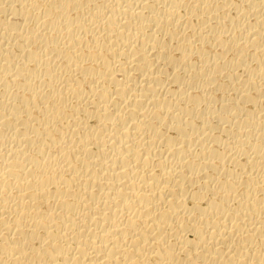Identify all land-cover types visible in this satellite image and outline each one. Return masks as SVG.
I'll use <instances>...</instances> for the list:
<instances>
[{"label": "bare ground", "instance_id": "obj_1", "mask_svg": "<svg viewBox=\"0 0 264 264\" xmlns=\"http://www.w3.org/2000/svg\"><path fill=\"white\" fill-rule=\"evenodd\" d=\"M0 264H264V0H0Z\"/></svg>", "mask_w": 264, "mask_h": 264}]
</instances>
